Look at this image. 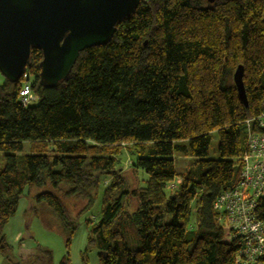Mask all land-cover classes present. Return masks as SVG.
<instances>
[{
    "label": "trees",
    "instance_id": "trees-1",
    "mask_svg": "<svg viewBox=\"0 0 264 264\" xmlns=\"http://www.w3.org/2000/svg\"><path fill=\"white\" fill-rule=\"evenodd\" d=\"M41 59L32 50L27 80L0 85L4 264H53L45 247L14 256L6 243L3 229L23 197L26 213L44 204L58 219L66 249L59 264H71L76 226L63 198L88 203L102 178L110 179L107 190L120 187L115 160L102 155L123 145L140 155L131 167L147 180L107 199L90 225L88 247L99 264H235L237 241L212 206L239 181L245 121L264 113V0H141L106 45L79 53L54 88L39 84ZM238 66L246 106L233 83ZM25 83L34 106L19 101ZM213 133L217 159L208 158ZM24 143L29 154L20 155ZM174 153L195 169L178 175ZM176 177L180 184L168 190Z\"/></svg>",
    "mask_w": 264,
    "mask_h": 264
},
{
    "label": "water",
    "instance_id": "water-1",
    "mask_svg": "<svg viewBox=\"0 0 264 264\" xmlns=\"http://www.w3.org/2000/svg\"><path fill=\"white\" fill-rule=\"evenodd\" d=\"M209 4L216 0H206ZM141 0H0V75L10 83L27 76L32 50L41 53L39 84L54 88L71 72L79 53L106 45L130 20ZM238 66L233 83L246 106Z\"/></svg>",
    "mask_w": 264,
    "mask_h": 264
},
{
    "label": "rangeland",
    "instance_id": "rangeland-1",
    "mask_svg": "<svg viewBox=\"0 0 264 264\" xmlns=\"http://www.w3.org/2000/svg\"><path fill=\"white\" fill-rule=\"evenodd\" d=\"M2 81L3 77L0 75V85ZM36 104L37 102L35 101L30 105L34 106ZM217 146L218 138L217 135L213 133L208 149L209 159L218 158ZM114 149L115 147H109V149L105 150L102 157L115 160L114 169H118V171L115 172L120 176L119 178L122 182L120 187H113L107 190L110 184V179L102 178L97 188L91 194L92 199L88 203L85 201H75L73 198H63V202L70 212V219L76 226L68 248L71 264H83L82 253L84 252L86 256V264H99L97 250L88 247L90 225L97 223L100 219L102 207L107 199H116L127 189L132 190L145 187L147 176L141 171L133 170L131 167V163L134 159L140 157L135 151V148L129 145H123L118 150V154H116L117 151ZM130 151L134 153L131 154ZM27 154H29V147L27 143H24L23 152L20 155ZM172 159L174 160V170L178 175L195 169L193 160L190 158L174 153ZM3 164V158L0 155V167H2ZM180 182V177H176V180L173 183L174 188L171 189H176ZM171 189L168 188V190ZM34 191L35 190H32L31 193ZM129 204L132 205V203ZM21 205L22 204L20 203L13 219H11L10 223L8 225L6 224L3 229L6 243L12 247L13 255L16 256L18 248L30 250L39 245L51 251L53 264H59L66 249L65 235L62 232L58 219L44 204H35L34 207L36 208V211L34 213H26V215L23 216ZM194 220L195 215L192 210V226H190L189 229L194 226ZM18 229L21 232V236L19 239H16L15 237Z\"/></svg>",
    "mask_w": 264,
    "mask_h": 264
},
{
    "label": "built area",
    "instance_id": "built-area-1",
    "mask_svg": "<svg viewBox=\"0 0 264 264\" xmlns=\"http://www.w3.org/2000/svg\"><path fill=\"white\" fill-rule=\"evenodd\" d=\"M19 101L23 106L35 101L27 83ZM245 137L239 181L217 196L212 209L216 222L237 241L234 263L264 264V113L245 121ZM175 180L167 188H174Z\"/></svg>",
    "mask_w": 264,
    "mask_h": 264
},
{
    "label": "crops",
    "instance_id": "crops-1",
    "mask_svg": "<svg viewBox=\"0 0 264 264\" xmlns=\"http://www.w3.org/2000/svg\"><path fill=\"white\" fill-rule=\"evenodd\" d=\"M20 203L22 204V205H21V209H22V211H23V216H24V215H26V210H27L26 208H27L28 201H27V199L22 198V199L19 201V203H18V207L20 206ZM18 207H17V209H18ZM13 217H14V216H13ZM13 217L9 219L7 225L10 223V220L13 219ZM20 236H21V232H20L19 229H18L15 238H16V239H19ZM0 264H4V260L2 259L1 256H0Z\"/></svg>",
    "mask_w": 264,
    "mask_h": 264
},
{
    "label": "bare ground",
    "instance_id": "bare-ground-1",
    "mask_svg": "<svg viewBox=\"0 0 264 264\" xmlns=\"http://www.w3.org/2000/svg\"><path fill=\"white\" fill-rule=\"evenodd\" d=\"M36 99H37V98H36ZM214 217H215V216H214ZM214 217H213V218H214Z\"/></svg>",
    "mask_w": 264,
    "mask_h": 264
}]
</instances>
